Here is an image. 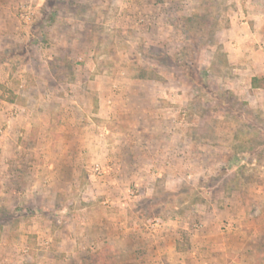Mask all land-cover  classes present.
Returning a JSON list of instances; mask_svg holds the SVG:
<instances>
[{
	"label": "rangeland",
	"instance_id": "1",
	"mask_svg": "<svg viewBox=\"0 0 264 264\" xmlns=\"http://www.w3.org/2000/svg\"><path fill=\"white\" fill-rule=\"evenodd\" d=\"M252 77L264 0H0V264H264Z\"/></svg>",
	"mask_w": 264,
	"mask_h": 264
},
{
	"label": "crops",
	"instance_id": "2",
	"mask_svg": "<svg viewBox=\"0 0 264 264\" xmlns=\"http://www.w3.org/2000/svg\"><path fill=\"white\" fill-rule=\"evenodd\" d=\"M236 29L237 28H236L235 24H232L231 27L229 26L228 31L231 34L236 35ZM253 66H254L253 63H247L248 68L253 67ZM248 84H249V88H251L250 79H249ZM254 90H257V89H254ZM63 212H64L63 210L60 211L59 208H56V212L54 211V214H55V216L57 215L58 218L62 217L66 220L67 216L59 215V214H63ZM65 214L67 215V213H65ZM62 220H60L58 222L61 223ZM53 233L57 234V236H59L63 239L62 243L58 244V250L66 252V258L60 262L52 261V264H81V260L76 259L75 256L80 254V249L85 248V247L81 246L82 245L81 240L79 239L80 236H82V234L81 233L75 234L71 223H68L67 220L65 222H63V225L60 227V230L54 231ZM65 238H67V239L64 240ZM70 254H71V257H70Z\"/></svg>",
	"mask_w": 264,
	"mask_h": 264
},
{
	"label": "trees",
	"instance_id": "3",
	"mask_svg": "<svg viewBox=\"0 0 264 264\" xmlns=\"http://www.w3.org/2000/svg\"><path fill=\"white\" fill-rule=\"evenodd\" d=\"M251 88L264 90V77H252L250 80Z\"/></svg>",
	"mask_w": 264,
	"mask_h": 264
},
{
	"label": "built area",
	"instance_id": "4",
	"mask_svg": "<svg viewBox=\"0 0 264 264\" xmlns=\"http://www.w3.org/2000/svg\"><path fill=\"white\" fill-rule=\"evenodd\" d=\"M92 170H93V172H95V173H96V172H100V171H99V167H98L97 165H96ZM154 226H157V223L153 224L152 227H154Z\"/></svg>",
	"mask_w": 264,
	"mask_h": 264
}]
</instances>
